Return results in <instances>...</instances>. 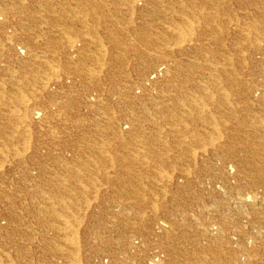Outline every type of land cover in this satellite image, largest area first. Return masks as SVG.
Segmentation results:
<instances>
[{
	"label": "bare ground",
	"instance_id": "obj_1",
	"mask_svg": "<svg viewBox=\"0 0 264 264\" xmlns=\"http://www.w3.org/2000/svg\"><path fill=\"white\" fill-rule=\"evenodd\" d=\"M0 236V264H264V0H0Z\"/></svg>",
	"mask_w": 264,
	"mask_h": 264
},
{
	"label": "rangeland",
	"instance_id": "obj_2",
	"mask_svg": "<svg viewBox=\"0 0 264 264\" xmlns=\"http://www.w3.org/2000/svg\"><path fill=\"white\" fill-rule=\"evenodd\" d=\"M48 220L51 222V223H53L54 221H55V219H53L54 221H52V219L50 218V217H48ZM33 222V221H32ZM37 221H35L34 223H33V225H32V227L34 228V229H37L38 231H42L43 230V228H41V226H39V224L38 223H36ZM55 223H56V221H55ZM55 223H54V225H55ZM57 224V223H56ZM51 228V229H50ZM49 228V230L48 231H46V238H49V239H51V238H55V241H53V242H57L56 244H63V242H62V240H60V239H56L57 237H56V235H57V233H56V231H55V228H54V230H53V227H50ZM53 230V231H52ZM40 233V232H39ZM37 238H38V236H37ZM40 239H42V237H39L37 240H39L40 241ZM5 237H1L0 236V247H2V248H4L6 245L4 244V242H5ZM35 240V239H34ZM39 241H38V243H39ZM50 243H52V242H50ZM43 244V243H42ZM41 247H43L42 245H41ZM1 249V248H0ZM41 252H43V254H44V257L46 256V257H52V258H54V255H55V253L54 252H49L48 250H45V251H41ZM3 263H5V264H7L6 263V261H7V259L6 258H3L2 260H1Z\"/></svg>",
	"mask_w": 264,
	"mask_h": 264
}]
</instances>
